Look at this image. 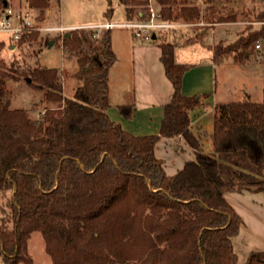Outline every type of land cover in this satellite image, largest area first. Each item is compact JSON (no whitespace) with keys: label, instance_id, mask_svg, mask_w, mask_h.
Returning a JSON list of instances; mask_svg holds the SVG:
<instances>
[{"label":"trees","instance_id":"trees-1","mask_svg":"<svg viewBox=\"0 0 264 264\" xmlns=\"http://www.w3.org/2000/svg\"><path fill=\"white\" fill-rule=\"evenodd\" d=\"M26 1L29 9L41 10L36 19L49 3ZM105 1L109 8L104 16L109 18L112 4ZM116 1L127 21L145 17V2ZM153 2L166 22L200 19L192 0ZM206 12L210 23L237 19L232 7L220 13L211 7ZM194 35L187 45L198 40L199 33ZM60 36L64 53L77 63L70 98L63 94L60 69L36 66L19 71L0 59L3 264H30L24 255L32 232L42 235L51 264H237L231 241L242 220L224 195L264 196V89L261 102L244 98L214 106L212 150L205 153L190 131L189 113L207 95L182 94V78L193 65L177 63L174 43L159 41L160 62L173 93L163 107L158 134L136 136L107 115L109 69L116 60L111 29L97 37L81 28ZM155 36L153 43L158 40ZM34 37L29 33L19 43ZM259 38L256 32L241 34L227 45L208 47L212 64L248 59ZM260 65L264 78V59ZM20 78L44 105L38 118L32 119L29 109L12 108L7 82ZM119 111L129 119L132 107L120 106ZM177 136L194 150L195 159L168 176L154 147L161 137ZM246 262L264 264V251L251 254Z\"/></svg>","mask_w":264,"mask_h":264},{"label":"rangeland","instance_id":"rangeland-1","mask_svg":"<svg viewBox=\"0 0 264 264\" xmlns=\"http://www.w3.org/2000/svg\"><path fill=\"white\" fill-rule=\"evenodd\" d=\"M140 1L145 2L147 6V0ZM2 3L0 1V12L6 5L12 7L15 11L29 10L34 23L39 28L60 23L90 25L106 23V21L121 24L127 21L123 6L118 4L116 0H111L113 12L109 18L104 16L109 8L105 0H58L57 2L49 0L48 7L42 10L43 15L37 19L35 17L40 15L41 10L29 9L26 0H6ZM195 4L200 10V19L188 23L176 22L178 27L174 29L172 35L170 30L156 31L155 35L158 36L156 43L135 39L132 36V31L128 28H111L112 50L119 57L116 66L117 71H121L119 81L123 83L124 79L127 78L128 82H131L134 70L136 79L138 66H135L136 69L132 68L133 71L128 69L132 59V45L155 47L159 41L173 42L177 63L205 64V62H210L212 58V51L208 47H214L218 44L227 45L234 42L237 36L241 34L247 35L256 32L260 35V38L250 47L252 52L250 57L242 62H233L231 58H227L222 64L214 65L215 74L211 80V88L209 89L206 85L200 91L215 90L213 100L216 105L235 102L244 98H250L253 102H261L264 89L263 68L260 65V62L264 59V0H208L204 4L198 2ZM211 7L214 8L216 13L225 12L230 7L234 8L236 21L208 22L206 9ZM48 9L51 10V16ZM31 33H35L36 37L26 39L23 43L11 39L8 34L0 33V42L3 43L0 59L3 60L6 67L12 66L19 69V71H26L28 68L36 66L60 69L64 87L63 94L65 97L70 98L77 83L72 77L77 66L76 58L64 53L60 33ZM195 33H199L198 40L187 45L186 42L192 36H195ZM53 39L59 40L49 47L48 41ZM255 44H259L260 48L256 49ZM11 46L12 48H10ZM125 69H128V71H124ZM7 88L12 93V108L29 109L32 119L43 114L44 105L38 103L39 94L30 88L23 78L18 81L10 79L7 82ZM132 95L133 92L126 94L124 97L122 94H112L111 102H115L122 97L130 99ZM128 101L126 102L129 103ZM30 235L27 241V252L24 255L25 259H30V264H51L50 256L44 251L42 235L38 232H32ZM0 264H3L1 256ZM18 264L26 263L22 261Z\"/></svg>","mask_w":264,"mask_h":264},{"label":"crops","instance_id":"crops-1","mask_svg":"<svg viewBox=\"0 0 264 264\" xmlns=\"http://www.w3.org/2000/svg\"><path fill=\"white\" fill-rule=\"evenodd\" d=\"M49 15L51 10L48 9ZM48 16V15H47ZM51 16V15H50ZM111 22V21H109ZM102 24V23H100ZM58 25L68 28H80L90 25L63 24ZM58 25H52L57 27ZM204 32V31H203ZM112 46V45H111ZM132 59L128 69L135 68L132 81L122 83L119 81L117 64L119 57L116 56L114 64L110 67L108 76L110 107L107 115L117 122L122 129L136 136L157 135L162 120L163 107L168 104L173 93L172 85L167 80L164 68L160 62L161 52L158 46H135L132 45ZM136 52V53H135ZM114 53V52H113ZM116 55V53H115ZM176 59V52H175ZM176 61V60H175ZM192 68L182 78V94L186 97L194 95H207L202 100V105L191 110L190 131L200 140L205 153L211 152V134L213 128V108L216 105L213 97L215 90L202 92L204 86L211 88V80L215 74L212 62L190 63ZM125 69L124 71H128ZM136 69V68H135ZM122 71V72H124ZM133 92L132 98H123ZM123 95L115 102H111V95ZM129 100L127 103L126 101ZM129 105L132 107L131 117L123 118L119 107ZM155 157L162 161L164 171L168 176H174L183 169L184 165L195 159L194 150L190 149L182 137H161L154 147ZM227 203L242 220L239 233L235 236L231 245L236 255L237 264H246L247 259L253 253L264 251V196L262 193H226Z\"/></svg>","mask_w":264,"mask_h":264},{"label":"built area","instance_id":"built-area-1","mask_svg":"<svg viewBox=\"0 0 264 264\" xmlns=\"http://www.w3.org/2000/svg\"><path fill=\"white\" fill-rule=\"evenodd\" d=\"M148 4L146 6L147 12L143 19L126 21L121 24L106 21L102 24H93L90 26L80 27L81 29L92 30L93 37H97L100 31H105L111 28H128L132 31V36L135 39H141L143 41H151L153 35L156 31H166L172 30V28L178 27V24L174 22H166L161 19L158 6L151 3L153 0H147ZM195 3L204 4L208 0H192ZM69 30H74L72 28L64 27L58 25L57 27L45 26L37 27L32 19V15L29 10L25 11H15L12 7L4 6L3 10L0 12V33L8 34L11 39L15 41L22 40L25 35L31 32H44L49 33H64ZM98 32V33H97ZM256 49L260 48L259 44H255Z\"/></svg>","mask_w":264,"mask_h":264},{"label":"water","instance_id":"water-1","mask_svg":"<svg viewBox=\"0 0 264 264\" xmlns=\"http://www.w3.org/2000/svg\"><path fill=\"white\" fill-rule=\"evenodd\" d=\"M5 4V3H4ZM156 39V36L155 35H153V37H152V40H155ZM53 45V43L52 42H50L49 43V47H51ZM10 48H12V46L10 47Z\"/></svg>","mask_w":264,"mask_h":264}]
</instances>
